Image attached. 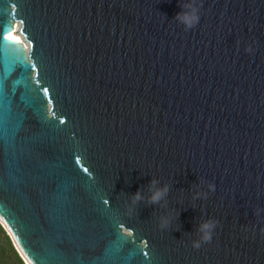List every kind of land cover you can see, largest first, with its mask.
I'll return each instance as SVG.
<instances>
[{
    "label": "water",
    "instance_id": "1",
    "mask_svg": "<svg viewBox=\"0 0 264 264\" xmlns=\"http://www.w3.org/2000/svg\"><path fill=\"white\" fill-rule=\"evenodd\" d=\"M184 3L0 0V226L23 262L264 264V0H196L189 30Z\"/></svg>",
    "mask_w": 264,
    "mask_h": 264
},
{
    "label": "clouds",
    "instance_id": "2",
    "mask_svg": "<svg viewBox=\"0 0 264 264\" xmlns=\"http://www.w3.org/2000/svg\"><path fill=\"white\" fill-rule=\"evenodd\" d=\"M176 21L183 25L185 30H189L193 28L200 19V10L199 6L196 3V0H185V3L181 7V11L177 13L175 17ZM247 51H251V47L246 49ZM158 181L153 180L151 182L152 186L154 187ZM209 191L214 190L213 184L207 185ZM168 192V185H163L160 188H156L151 196V202L156 203L160 201ZM199 195H206V193H197V196ZM140 193L137 192L134 194V200H139ZM264 211V209H258L257 214H260V212ZM168 219L163 218L161 222V226H167ZM216 227V221L212 219L204 220L198 225V232H199V239H196L192 242L193 247H200L201 243L209 242L212 239L213 231Z\"/></svg>",
    "mask_w": 264,
    "mask_h": 264
},
{
    "label": "trees",
    "instance_id": "3",
    "mask_svg": "<svg viewBox=\"0 0 264 264\" xmlns=\"http://www.w3.org/2000/svg\"><path fill=\"white\" fill-rule=\"evenodd\" d=\"M0 233L5 240V245H0V264H24L1 226Z\"/></svg>",
    "mask_w": 264,
    "mask_h": 264
},
{
    "label": "bare ground",
    "instance_id": "4",
    "mask_svg": "<svg viewBox=\"0 0 264 264\" xmlns=\"http://www.w3.org/2000/svg\"><path fill=\"white\" fill-rule=\"evenodd\" d=\"M15 32L14 33H11L9 34V39L12 40V41H15V42H20L21 39H22V36L21 34L18 33V26H15ZM24 263L27 264V262L24 260Z\"/></svg>",
    "mask_w": 264,
    "mask_h": 264
},
{
    "label": "rangeland",
    "instance_id": "5",
    "mask_svg": "<svg viewBox=\"0 0 264 264\" xmlns=\"http://www.w3.org/2000/svg\"><path fill=\"white\" fill-rule=\"evenodd\" d=\"M11 242V241H10ZM12 244V243H11ZM0 245H5V240H4V237L3 235L0 233ZM13 246V245H12Z\"/></svg>",
    "mask_w": 264,
    "mask_h": 264
},
{
    "label": "snow or ice",
    "instance_id": "6",
    "mask_svg": "<svg viewBox=\"0 0 264 264\" xmlns=\"http://www.w3.org/2000/svg\"><path fill=\"white\" fill-rule=\"evenodd\" d=\"M33 67H35V66L33 65ZM45 92H48V89L47 88H45Z\"/></svg>",
    "mask_w": 264,
    "mask_h": 264
}]
</instances>
